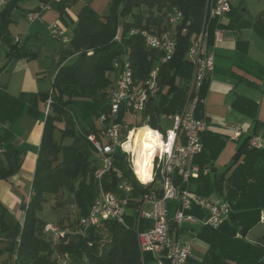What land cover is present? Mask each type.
<instances>
[{"label": "trees", "instance_id": "trees-1", "mask_svg": "<svg viewBox=\"0 0 264 264\" xmlns=\"http://www.w3.org/2000/svg\"><path fill=\"white\" fill-rule=\"evenodd\" d=\"M89 1L86 0L76 21L66 12V8L72 6L75 0H61L55 4L61 19L73 29L68 43L55 38L54 48H44L43 44L16 43L10 44L7 52L9 60L49 59L51 64L42 73L47 72L52 76L51 85L32 95L29 106H26L23 96L16 98L6 93L0 94L2 123L12 122L25 108L28 113L38 117L40 113L34 109L32 99L45 105L51 99L50 110L45 114L32 194L28 202L22 205L24 221L13 223L6 219L4 209L0 213V236L6 243L0 252L1 255L8 253L12 264H62L59 256L64 253L70 255L72 264H151L154 260L151 253L143 255L140 251L133 216L128 217V228L116 221H104L99 227H90L85 234L69 233L66 238L53 244L43 233L48 222L43 217V210L52 197L58 206H64L68 200L78 209L77 223L78 218L86 215L93 204L98 194L94 173L99 164L87 136L91 133L98 135L101 131L98 118L108 110L114 61L126 48L131 53L136 78L145 79L157 64L160 66L161 89L157 97L149 100L139 126L147 121L153 127L161 128L162 116L182 110L192 75V64L186 58V52L194 35L202 27L206 0H110L105 16H100ZM14 2L16 0L8 3L0 12L3 29L10 22L5 20L7 6ZM174 7L183 12L184 25L190 22L189 31L183 35L178 27L175 57L161 63L160 53L148 48L141 36H130L129 31L138 27L161 33L169 28L167 13ZM119 26L122 29L121 43L114 40ZM256 27L264 32L260 18ZM216 28H223L221 20L210 21V46L214 43ZM208 80L202 88L203 99ZM9 98L11 102L6 101ZM242 100L239 99V103ZM202 103L197 106L196 116L204 119ZM254 124V133L243 140L232 156L230 166L220 174L216 173L215 161L224 149L226 140L210 131L202 135L204 150L195 161L200 166L207 165L209 172L192 178L187 187L200 195L214 193L223 197L230 202L233 211L230 220L220 227H201L198 237L208 244V250L201 261L191 255L187 264H263L262 239L259 244L246 239L264 212V170L257 167L264 158V147L256 149L249 143L263 126L257 120H254ZM12 139V131L4 127L0 132V179H7L21 170L23 152ZM66 139L68 143H65ZM116 166L133 186L131 204L135 205L150 191V186H144L135 177L125 153H117ZM117 183L113 173L103 178L106 190L117 192ZM64 197L66 200H63ZM176 207L174 202L170 212ZM187 213L205 216L197 207ZM56 223L60 225V221ZM144 227V224L141 225V228ZM238 233L241 238L236 236Z\"/></svg>", "mask_w": 264, "mask_h": 264}, {"label": "built area", "instance_id": "built-area-1", "mask_svg": "<svg viewBox=\"0 0 264 264\" xmlns=\"http://www.w3.org/2000/svg\"><path fill=\"white\" fill-rule=\"evenodd\" d=\"M12 0H0L2 11ZM42 9L49 8L42 5ZM232 9L231 0H206V16L202 27L194 35V39L186 52V58L192 64V75L188 83L186 101L182 110L176 114L162 116V127H157L162 133L167 129L175 132L171 156L157 157L153 162V179L144 186H150L140 201L132 206L131 194L133 186L124 178V173L116 166L117 153L122 152L119 143L127 138L132 128L142 123V114L150 99L157 97L161 86L159 83L160 66L157 64L145 79L135 76L131 53L126 48L114 61L112 72L108 110L103 112L98 123L101 131L97 135L87 137L94 147L98 159V167L94 176L98 183V194L86 215L77 220L78 229L70 231L67 227L48 221L43 229L45 236L53 244L67 237L69 233L85 234L90 227H99L104 221H116L124 227H129L130 213L134 218V227L141 253H151L154 264H187L192 255V245L189 240L171 235L170 207L175 202L177 207L173 221L180 226L185 221L196 222L198 217L187 211L194 207L205 213L202 222L206 226L218 228L230 220L233 211L230 202L216 195H200L187 186L192 178H198L200 173L209 172L207 165L200 166L196 157L204 150L202 135L208 131L209 124L205 119L196 116V109L204 99L201 96L205 81L214 73V53L210 46V21L221 20ZM38 12L28 14L30 20L38 17ZM169 28L158 33L154 30L132 28L130 36L139 35L144 44L160 53V62L171 61L176 54V34L178 27L184 35L189 31L190 22L184 25L183 12L174 7L167 13ZM180 30V29H179ZM50 35L64 43L70 41L66 29L58 22L49 25ZM223 30L216 28L214 41H220ZM114 40L122 42V29L119 26ZM16 41H19L17 38ZM51 99L45 105V113L50 110ZM230 139H238L242 135V127H231ZM250 146L256 149L264 147V136L257 134L251 137ZM117 149H119L117 151ZM123 153V152H122ZM126 160L127 154H126ZM129 165V163H128ZM130 167V166H129ZM113 173L117 178V192L106 190L103 178ZM159 191L162 192L159 195ZM145 225L141 228V225ZM237 237H241L238 233ZM62 264H72L68 253L59 256Z\"/></svg>", "mask_w": 264, "mask_h": 264}, {"label": "crops", "instance_id": "crops-1", "mask_svg": "<svg viewBox=\"0 0 264 264\" xmlns=\"http://www.w3.org/2000/svg\"><path fill=\"white\" fill-rule=\"evenodd\" d=\"M59 1L61 0H16L7 6L6 19H4L10 22L4 29L0 20V94L6 93L16 98L23 96L26 106H29L28 101L32 95L35 96L40 90L46 89L43 86V77L51 74L42 72L50 65L49 59L9 60L7 52L10 44L16 43L43 44L44 48H54L53 37L51 35L44 37L42 31L46 19L60 18L55 8V4ZM249 1L250 4L246 0H231V12L221 19L223 37L220 41H214L211 46L215 70L209 77L201 110L209 124L208 131L221 135L226 140L225 147L226 144L228 146L232 144L229 142H235L237 144L235 148L233 147L234 150L236 149L235 152L243 140L254 133V120L259 121L263 126L259 134L264 133V32L256 27L260 18V25L264 29V0ZM42 5H47L49 8L42 9ZM85 5L86 2L81 0L73 7L66 8V12L76 21ZM31 12H38V17L30 20L28 14ZM47 29H49L48 24ZM17 38L19 41H16ZM239 99L243 100L239 103ZM32 100L35 104L34 109L40 113L38 117L28 113L25 108L12 122L2 123L3 114L0 110V132L4 127L10 128L13 142L23 152L21 170L7 179H0V213L4 209L6 219L13 223L24 221L25 213L22 205L28 202L32 194V181L44 130L45 104L35 98ZM6 101L11 102L10 98ZM233 125L242 127V135L235 140L229 138ZM218 158L215 161L216 167ZM230 162L225 170L230 166ZM257 167L264 170V158L259 161ZM174 213L175 209L170 216L171 235L189 240L192 245V257L201 261L209 247L198 237L201 227L205 226L202 222L203 217H198L196 222L185 221L178 226L173 221ZM195 224H200L201 227L192 240L189 236L194 235ZM263 236L264 212L260 222L249 231L246 239L253 244H259ZM4 244L6 245L5 239L0 236V251ZM262 261L264 264V257ZM151 264H154V260Z\"/></svg>", "mask_w": 264, "mask_h": 264}, {"label": "clouds", "instance_id": "clouds-1", "mask_svg": "<svg viewBox=\"0 0 264 264\" xmlns=\"http://www.w3.org/2000/svg\"><path fill=\"white\" fill-rule=\"evenodd\" d=\"M174 136L172 129L162 133L146 121L132 128L127 138L119 143L120 150L127 154L132 172L141 182L147 183L153 179V162L157 157L171 156Z\"/></svg>", "mask_w": 264, "mask_h": 264}, {"label": "rangeland", "instance_id": "rangeland-1", "mask_svg": "<svg viewBox=\"0 0 264 264\" xmlns=\"http://www.w3.org/2000/svg\"><path fill=\"white\" fill-rule=\"evenodd\" d=\"M80 1L81 0H75V2L72 4V7ZM83 1L86 2V0H83ZM246 1L249 4L251 3V1H249V0H246ZM89 2L91 4L92 8L100 16H105L108 14L109 6H110V0H90ZM54 22H58L62 26H64L68 36H70V37L73 36L72 27L69 24H65L64 21L60 17L59 19H56V20H55V18H51V19L49 18V19L45 20V22H44L45 25H44V28L42 31V34L44 35V37H49V35H50V31H49V29H47V24L50 25ZM38 45H41V44H38ZM37 63H38V65H41L40 62H37ZM37 63H35V64L37 65ZM38 69H39V67H38ZM39 70H41V69H39ZM51 79H52L51 75H47V76L43 77V84H44L43 86L45 88H48L51 85ZM98 125H99V123H98ZM68 142H69V140L66 139L65 143H68ZM229 143H232V144L230 146H228V144H226L225 149L220 154V157L217 160V163H216L217 171H216V173H218V174L222 173L225 170V168L227 167V165L230 162L232 155L235 153L236 149L234 150V148L237 144L235 142H229ZM118 150L119 149H117V151ZM63 200H66V197H64ZM77 213H78V209L74 206V204H72V202L66 200L64 206H58L56 199H54L52 197L49 199L48 203L44 206L43 217L46 221H52L55 223L60 221V225L62 227L63 226L65 228L67 227L72 232V231L78 229V225L75 222V219L77 218V215H78ZM130 213H128V214L130 216H132ZM200 227H201L200 224L194 225L195 233H194V235L189 236L190 239L193 240L195 238V234L200 229ZM4 246H5V244L2 245L1 247H4ZM56 256L58 257V255H56ZM0 262H1V264H12V259H10L8 253H4L0 257Z\"/></svg>", "mask_w": 264, "mask_h": 264}, {"label": "water", "instance_id": "water-1", "mask_svg": "<svg viewBox=\"0 0 264 264\" xmlns=\"http://www.w3.org/2000/svg\"><path fill=\"white\" fill-rule=\"evenodd\" d=\"M262 242H264V236H263V238H262V240H261Z\"/></svg>", "mask_w": 264, "mask_h": 264}]
</instances>
